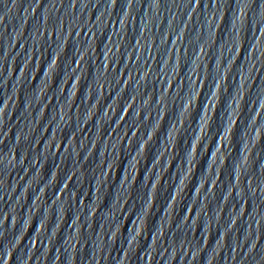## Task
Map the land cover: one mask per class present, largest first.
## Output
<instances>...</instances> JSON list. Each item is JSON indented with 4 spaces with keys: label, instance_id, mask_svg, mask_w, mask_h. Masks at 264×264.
I'll return each mask as SVG.
<instances>
[{
    "label": "water",
    "instance_id": "1",
    "mask_svg": "<svg viewBox=\"0 0 264 264\" xmlns=\"http://www.w3.org/2000/svg\"><path fill=\"white\" fill-rule=\"evenodd\" d=\"M0 264H264V0H0Z\"/></svg>",
    "mask_w": 264,
    "mask_h": 264
}]
</instances>
